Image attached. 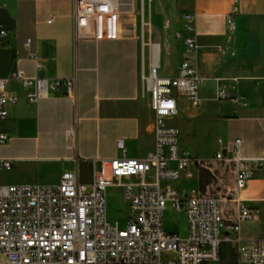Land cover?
<instances>
[{"label":"crops","instance_id":"1","mask_svg":"<svg viewBox=\"0 0 264 264\" xmlns=\"http://www.w3.org/2000/svg\"><path fill=\"white\" fill-rule=\"evenodd\" d=\"M114 8L119 38L97 40L92 24L77 27L76 0H0V22L9 33L0 42V77L23 71L31 78H74L77 84L73 97L53 96L36 105L26 102L17 83L9 85L19 102L1 124L9 141L0 156L13 161L2 182L54 185L72 172L87 184L102 159H146L154 151V113L142 76L156 44L161 76L177 77L181 62L190 58L204 79L199 109L186 97L178 99L181 146L200 165L192 179L174 186L220 199L226 220L238 216L240 199L258 212L264 204V178L255 179L264 176V0H116ZM185 14L194 15V53L176 39L177 33L189 34ZM168 64L174 73L167 72ZM219 89L230 99L220 100ZM238 139L239 157L263 162L246 189L234 195ZM208 140L215 146L211 154L202 146ZM219 140L226 150L221 160ZM241 237L244 242L264 238L261 217L243 223ZM202 264H240L238 244L223 242L219 260Z\"/></svg>","mask_w":264,"mask_h":264},{"label":"built area","instance_id":"2","mask_svg":"<svg viewBox=\"0 0 264 264\" xmlns=\"http://www.w3.org/2000/svg\"><path fill=\"white\" fill-rule=\"evenodd\" d=\"M115 2L76 0L77 27L83 29L92 24L97 40H117L120 22L114 12ZM235 12L236 6L232 13ZM193 23L194 15L185 14L184 25L189 34H176V39L183 41L191 53L198 48L190 34ZM227 23L229 30L234 31L231 16ZM8 37L0 22V42ZM12 82L24 90L29 105L53 96L73 97L77 88L74 78H31L23 71L0 77V149L9 141L1 124L7 119L9 108L19 102V97L8 89ZM142 82L150 94L154 113V151L146 159H102L100 170L93 172L90 192L88 185L72 172L64 173L54 185L4 184L2 174L12 170L13 161L0 156V264H202L219 260L223 242L238 244L240 264H264V238L244 242L241 237L242 224L259 217L251 201L240 199L238 216L226 220L220 199L173 186L192 179L200 165L197 158L182 149L180 131L170 124L178 116L179 97H186L194 109L202 106L199 90L204 79L197 67L185 58L177 77L161 76L159 48L152 44L149 72L143 74ZM218 98L229 100L230 96L219 89ZM68 135L73 136L74 131ZM241 143L236 140L233 148L234 195L246 189L263 162L239 157ZM219 144L222 148L216 157L221 160L226 150L221 140ZM151 169L155 183L148 184L146 176ZM132 178L137 182H131ZM111 189L123 190L128 206L123 224L109 221L107 198ZM168 206L185 213V236L165 230Z\"/></svg>","mask_w":264,"mask_h":264},{"label":"rangeland","instance_id":"3","mask_svg":"<svg viewBox=\"0 0 264 264\" xmlns=\"http://www.w3.org/2000/svg\"><path fill=\"white\" fill-rule=\"evenodd\" d=\"M165 69L168 73H174L175 68L172 66V64H168L165 66ZM182 106L186 108V102H182ZM188 112V111H187ZM181 117L174 118L170 121V124H176L178 123V129L180 131V134L182 135V128L180 127V121ZM202 146L207 150L208 154H211L214 150V144L208 140L202 143ZM258 178H264V176H256L255 179ZM128 181L124 180V183ZM131 182H137L135 178H132ZM146 182L148 184L155 183V173L154 169H151V171L148 172L146 176ZM87 185H88V192L92 190L91 187V176H88L87 178ZM175 184H173L174 186ZM175 187V186H174ZM108 203V215H109V221L111 224L115 225L117 222L123 224L125 221L126 212L128 210L127 203L123 199V190L122 189H111L108 193L107 198ZM258 216L261 217V220L264 222V204L259 203L258 204ZM164 227L165 230L168 232H176L183 236L187 234L188 230V223L187 218L185 216V213H177L175 212L171 206L167 207V210L165 211L164 216Z\"/></svg>","mask_w":264,"mask_h":264}]
</instances>
